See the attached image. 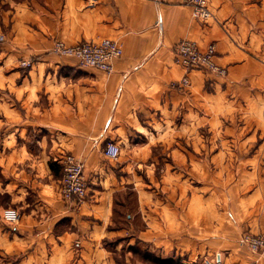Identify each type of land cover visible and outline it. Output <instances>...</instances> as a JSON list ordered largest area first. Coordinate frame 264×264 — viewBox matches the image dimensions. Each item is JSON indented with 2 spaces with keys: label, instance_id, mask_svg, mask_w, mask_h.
Wrapping results in <instances>:
<instances>
[{
  "label": "crops",
  "instance_id": "crops-1",
  "mask_svg": "<svg viewBox=\"0 0 264 264\" xmlns=\"http://www.w3.org/2000/svg\"><path fill=\"white\" fill-rule=\"evenodd\" d=\"M2 3L0 168L6 181L0 191L19 219L5 221L0 205V247L23 250L22 264H99L108 257L106 240L125 237V229L114 225L113 206L125 184L136 188L131 167L205 164V81L224 83L232 101L250 96L251 88L254 96L255 85L264 82V0H209L214 17L207 21L194 18L183 0ZM105 37L122 46L110 72L50 52L54 39L75 44ZM183 38L200 47L214 43L215 59L227 74L175 62L173 45ZM30 56V67L19 64ZM184 75L190 84L175 87ZM109 141L120 147L115 160L103 152ZM65 152L83 164L88 192L79 200L59 193ZM167 171L162 179L172 184ZM139 201L142 209L141 196ZM145 210L147 226L139 238L167 245L168 230L191 229L188 212L174 213L162 202ZM198 216L204 225V210ZM219 255L223 264L233 262V256ZM242 259L264 264L263 256L248 251Z\"/></svg>",
  "mask_w": 264,
  "mask_h": 264
},
{
  "label": "rangeland",
  "instance_id": "rangeland-1",
  "mask_svg": "<svg viewBox=\"0 0 264 264\" xmlns=\"http://www.w3.org/2000/svg\"><path fill=\"white\" fill-rule=\"evenodd\" d=\"M258 84L254 96L251 88L250 96L232 101L235 97L223 91L224 83L205 81L206 124L200 129L205 164L131 167L136 188L132 182L125 184L115 193L113 206L114 225L125 229V237L106 240L108 257L99 264H160L157 257L172 258L171 264H206L205 260L217 253L233 256L231 264L241 260L248 264L242 259L248 250L241 238L264 228V82ZM167 169L172 184L162 179ZM5 181L0 168V185ZM156 202L167 204L174 213H190V230L167 231L172 236L171 244L156 245L151 239L138 236L140 229L147 226L145 209ZM0 205H12L9 195L1 191ZM202 210L204 225L198 220ZM162 233L165 236V231ZM23 253L21 249L6 253L0 247V264H22Z\"/></svg>",
  "mask_w": 264,
  "mask_h": 264
},
{
  "label": "built area",
  "instance_id": "built-area-1",
  "mask_svg": "<svg viewBox=\"0 0 264 264\" xmlns=\"http://www.w3.org/2000/svg\"><path fill=\"white\" fill-rule=\"evenodd\" d=\"M189 6L191 15L201 21L213 18L209 0H183ZM4 36L0 34V41ZM50 52L58 56H72L83 66L100 69L105 72L112 71V62L122 54L121 44L111 38H101L100 40H81L75 44H67L61 39H54L50 47ZM175 54L174 61L185 68H200L209 73L225 76L226 66L219 64L216 59V48L214 43H208L204 47L188 38L178 40L173 45ZM22 66L30 67L33 63L32 56L23 58L20 61ZM190 84L187 75L182 76L174 82L177 88H185ZM104 154L109 159H115L120 152L118 144L109 141L104 148ZM61 178L59 181V193L65 200H79L84 198L88 192V184L83 175L82 161L69 152L61 156ZM2 218L7 222H16L19 219V212L15 207L9 206L2 210ZM241 243L253 255L264 257V228L257 232L243 234ZM222 260L217 253L213 257L206 259V264H221ZM255 260L248 264H254Z\"/></svg>",
  "mask_w": 264,
  "mask_h": 264
},
{
  "label": "trees",
  "instance_id": "trees-1",
  "mask_svg": "<svg viewBox=\"0 0 264 264\" xmlns=\"http://www.w3.org/2000/svg\"><path fill=\"white\" fill-rule=\"evenodd\" d=\"M49 167L52 170H54L55 169L54 162L50 161L49 162ZM155 259H157L160 262V264H171L174 261L172 258H159V257H157Z\"/></svg>",
  "mask_w": 264,
  "mask_h": 264
}]
</instances>
